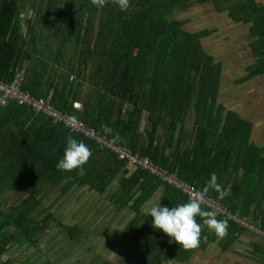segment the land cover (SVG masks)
Returning <instances> with one entry per match:
<instances>
[{"label":"trees","instance_id":"trees-1","mask_svg":"<svg viewBox=\"0 0 264 264\" xmlns=\"http://www.w3.org/2000/svg\"><path fill=\"white\" fill-rule=\"evenodd\" d=\"M203 1L129 0L127 10L121 11L115 0H105L102 6L92 0H0V80L9 83L20 73L21 90L149 157L200 191L214 172L217 183L222 189L230 186L231 194L221 199L212 187L206 194L264 233V145L253 139L257 124L221 103L222 63L201 43L210 30H190L182 20L170 17L177 9ZM211 1L218 11L229 9L235 21L250 23L255 37L249 42L255 62L237 82L264 74V4ZM74 99L81 100L80 108L73 106ZM189 111L194 112L195 131L186 144L183 126ZM160 130L165 131L162 142ZM68 136L91 149L83 175L77 169L54 167ZM114 181L111 200L119 209L134 211L123 230L141 240L143 264L187 257L191 249L153 228L151 216L144 219L141 212L142 203L158 187L163 188L161 204L185 202V194L148 171L133 168L61 120L14 100L0 107V264H14L13 258H2L11 246L36 245L51 226L59 227L53 238L66 235L70 248L84 236L82 226L58 223L48 208H41L42 216L34 213L45 185L58 186L60 195L74 186L104 194ZM13 189L19 191L18 200L3 202L4 194ZM216 218L228 221V246L222 249L242 231L264 238L225 214L217 213ZM196 219L202 225L198 247L203 248L218 236L202 217ZM51 249L52 245L46 252ZM84 249L90 253L91 248ZM93 254L85 258L92 259L90 264H115L110 256ZM31 257L28 254L17 264H33ZM42 264L56 261L47 255Z\"/></svg>","mask_w":264,"mask_h":264},{"label":"rangeland","instance_id":"rangeland-1","mask_svg":"<svg viewBox=\"0 0 264 264\" xmlns=\"http://www.w3.org/2000/svg\"><path fill=\"white\" fill-rule=\"evenodd\" d=\"M26 12L30 14L29 9ZM172 16L174 15L170 17ZM199 23L200 19L189 25L191 28H198ZM209 23L217 25L215 20L209 21ZM207 40L209 41L203 42L201 38V43L206 48L205 51L212 55L215 61L219 59L222 63V98H219L221 103L228 108L238 110L242 116L254 121L257 127L253 139L257 144L264 145V78H261V81H259L260 78H255L249 82L246 80L237 82L235 78L239 74L234 70L237 55L228 48V41H223L224 43L215 42L210 37H207ZM57 70L60 69L57 67ZM116 186L117 181H114L104 194L91 191L87 187L74 186L65 194L60 195L58 186L45 185L43 194L40 197L41 203L34 213L42 216L41 208H48L56 214L58 223L79 224L82 226L83 231L81 234L84 236L75 241V245L77 243L78 246L70 248L66 244L68 241L66 235L53 238V235L59 229L57 225H54L39 236L36 245L31 247L12 245L2 258L5 259L6 256H9L15 260L14 264H17L23 257L32 254L30 262L42 264L44 258L50 255L56 261V264H76L81 259L84 264H90L92 254L96 252L104 257L110 256L115 264L128 262L127 256L130 258V262H138L139 257L144 253L142 251L144 248L141 249L140 245L141 240L136 241L133 233L125 235L123 230L134 212H131L128 207L119 209L112 202L110 193ZM19 197V191L13 189L7 191L2 200L9 204L18 200ZM150 206L151 204L147 205L146 203L143 207L141 206L144 215ZM224 208L228 211L225 206ZM148 215L146 214V216ZM51 245L52 249L46 252V249ZM87 247L91 248L89 254V251L84 249ZM93 255L96 256L97 254ZM88 256H91V258L85 259ZM223 261H225V258H223Z\"/></svg>","mask_w":264,"mask_h":264},{"label":"crops","instance_id":"crops-1","mask_svg":"<svg viewBox=\"0 0 264 264\" xmlns=\"http://www.w3.org/2000/svg\"><path fill=\"white\" fill-rule=\"evenodd\" d=\"M255 2L259 4H264V0H255ZM229 3L230 0H228V5ZM228 11L227 9L218 11L213 6V2L211 0H206L201 3H194L185 8L175 10L172 13V15L174 16H172L171 18L182 20L184 22V27H187L190 30H210V33L202 38L203 42L209 41L207 40V37H210L211 40H215V42L220 41L224 43L228 41V48L234 51L237 55L235 59L236 63L234 66L235 72L239 74L235 78V80H237L238 78L244 76L247 73V68L255 62V57L252 55V48L249 44V42L255 39V37L250 32V23L235 21L233 18L230 17ZM199 19L200 26L198 28H191L189 24ZM212 20H215L217 25H213L211 23L208 24V22ZM216 61L221 60L218 59ZM255 78H260L259 81H261V78H264V74L257 75L246 81L249 82ZM221 88L222 77L220 78L219 86L220 98H222ZM82 96L83 92L80 97ZM73 106H77L80 108L81 100L74 99ZM227 108L228 107L226 106V109ZM146 115L147 113L146 111H144L142 113L141 118V132L145 124ZM193 120L194 112L189 111L185 117L183 126L188 138L186 144L189 143L190 138L193 132L195 131ZM174 131L175 132L173 133V138L177 135V132L179 131V126ZM164 132L165 131L163 130H160L159 132L161 139L160 142H162L163 140ZM115 188L116 187H114L113 191L115 190ZM162 189V187L156 188L155 191L151 194V196L148 197L144 201V203H142V207L145 203L149 205L157 200H160L162 195ZM132 211L133 210H131V212ZM149 216L150 214L148 216H146V214H143V218L145 217L144 219L148 218ZM132 217L128 220V222L132 219ZM228 239L229 237L227 238L226 235H224L222 238L217 237L214 240H211L209 243L205 244L203 248L196 247L194 249H191L190 252L188 251V256L184 259L169 258L164 261L163 264H264V238L249 231H242L235 237V239L231 242L228 248L222 249V247H224L222 245L228 246ZM217 256L220 257L218 258ZM127 258L128 262L125 261L123 264H143V254L139 257L138 262L135 261L132 263L130 262V258L128 256ZM223 258H225V261H223Z\"/></svg>","mask_w":264,"mask_h":264},{"label":"clouds","instance_id":"clouds-1","mask_svg":"<svg viewBox=\"0 0 264 264\" xmlns=\"http://www.w3.org/2000/svg\"><path fill=\"white\" fill-rule=\"evenodd\" d=\"M104 2L105 0H92V3L97 6H102ZM115 2L121 11H125L129 7V0H115ZM91 154V149L83 141L68 136L63 154L58 158L54 167L63 171L77 169L78 173L83 175L85 172L83 165L88 162ZM209 187L216 189L221 199L231 194L230 186L222 189L213 172L205 187L190 195L187 201L177 203L175 206L161 204L160 200L152 203L145 213L150 214L152 227L165 233L171 238V241L176 242L179 246L185 249H194L200 244L202 225L196 219L199 216L203 218V224L208 229L222 238L227 233L228 221L217 219L215 211H209L202 207L204 195Z\"/></svg>","mask_w":264,"mask_h":264},{"label":"built area","instance_id":"built-area-1","mask_svg":"<svg viewBox=\"0 0 264 264\" xmlns=\"http://www.w3.org/2000/svg\"><path fill=\"white\" fill-rule=\"evenodd\" d=\"M14 77L15 78L9 83L0 80V107L5 106L11 100H14L21 105L31 106L35 111L40 112L47 117H51L54 120L63 121L68 125L69 128H71L72 131L78 132L83 136L93 139L95 142L104 145L111 152L116 154L119 159L127 160V163L133 168L140 167L148 171L150 174L157 177L165 184L171 185L177 190L181 191L188 198L193 193L200 191L196 186L180 179L176 174L161 168L149 157L133 152L128 146L116 142L114 138L94 130L80 120L73 119L70 116L61 113L47 101H44L40 98H35L28 92L21 90L20 84L22 77L20 73H16ZM202 206L210 208L216 213L225 214L239 225L250 228L257 233L262 234L264 237V233L261 232L257 227L252 226L248 218L244 216H238L235 213L227 211L214 197L205 194L204 203Z\"/></svg>","mask_w":264,"mask_h":264}]
</instances>
